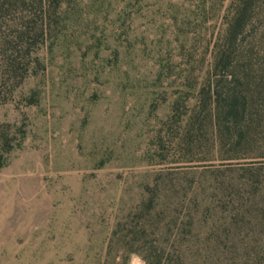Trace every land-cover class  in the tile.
Listing matches in <instances>:
<instances>
[{"label": "rangeland", "instance_id": "rangeland-1", "mask_svg": "<svg viewBox=\"0 0 264 264\" xmlns=\"http://www.w3.org/2000/svg\"><path fill=\"white\" fill-rule=\"evenodd\" d=\"M246 1L64 7L45 69L0 107L26 130L0 168V264H148L147 247L264 264V122L224 113L221 134L199 92ZM248 1L229 79L264 87V0Z\"/></svg>", "mask_w": 264, "mask_h": 264}, {"label": "trees", "instance_id": "trees-1", "mask_svg": "<svg viewBox=\"0 0 264 264\" xmlns=\"http://www.w3.org/2000/svg\"><path fill=\"white\" fill-rule=\"evenodd\" d=\"M73 1L0 0V107L13 97L16 90L30 76L45 69L40 50L60 25L64 7ZM243 3L228 21L225 43L222 45L219 43L215 50L212 74L213 76L223 74L220 77L221 82L213 81L209 77V80L199 88L200 101L203 106L210 104V113L214 114L211 117L212 124L214 127L216 124L221 134L227 122L219 116L224 113L235 118L249 117L256 125H262L264 122L262 84L256 83L257 81L244 82L240 77H236L234 82L229 79L231 66H236L234 52L237 47L233 46L239 37L241 40L244 39V28L251 19L245 13L249 1ZM234 74L237 75V72ZM248 75L249 73H245L244 79ZM228 80L230 84H223ZM10 127L9 124L0 125V168L8 163L10 152L23 144L26 133L22 127L21 137L13 139ZM243 142L238 141V144L242 145ZM142 255L148 264H167L165 251H153L147 247V252H142ZM174 264L186 263L180 257Z\"/></svg>", "mask_w": 264, "mask_h": 264}]
</instances>
